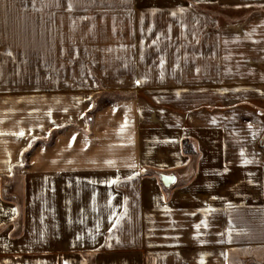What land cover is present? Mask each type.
<instances>
[{"label":"crops","instance_id":"1","mask_svg":"<svg viewBox=\"0 0 264 264\" xmlns=\"http://www.w3.org/2000/svg\"><path fill=\"white\" fill-rule=\"evenodd\" d=\"M253 101L264 0H0V264H264Z\"/></svg>","mask_w":264,"mask_h":264},{"label":"rangeland","instance_id":"2","mask_svg":"<svg viewBox=\"0 0 264 264\" xmlns=\"http://www.w3.org/2000/svg\"><path fill=\"white\" fill-rule=\"evenodd\" d=\"M203 9L207 10L209 12L210 20L213 18L214 23H224V22H232L235 21L245 15L251 14L255 11L261 10L259 6H239V5H227V4H220V3H210L205 4ZM213 23V24H214ZM205 28L208 27V24L204 26ZM252 111H248L249 114L256 113L259 114L262 117V121L264 122V103L261 101H253L250 106ZM247 124L252 125L254 127L255 125V118H252L250 115H247ZM264 126V123H263ZM264 131V130H263ZM247 144H250V142H247ZM260 144L264 148V133L260 140Z\"/></svg>","mask_w":264,"mask_h":264},{"label":"water","instance_id":"3","mask_svg":"<svg viewBox=\"0 0 264 264\" xmlns=\"http://www.w3.org/2000/svg\"><path fill=\"white\" fill-rule=\"evenodd\" d=\"M88 118V127L91 126V120L92 117L90 115L87 116ZM159 176L164 183L166 187H169L175 180V174L174 173H164V172H159ZM166 178H172V179H166Z\"/></svg>","mask_w":264,"mask_h":264},{"label":"snow or ice","instance_id":"4","mask_svg":"<svg viewBox=\"0 0 264 264\" xmlns=\"http://www.w3.org/2000/svg\"><path fill=\"white\" fill-rule=\"evenodd\" d=\"M21 135H23V133H21ZM129 179H131V177H129ZM166 179H172V178H166ZM113 183H115V181H113ZM197 227H199V225Z\"/></svg>","mask_w":264,"mask_h":264}]
</instances>
